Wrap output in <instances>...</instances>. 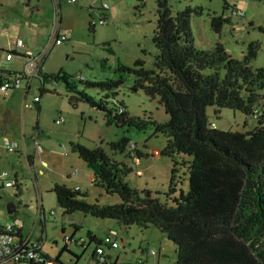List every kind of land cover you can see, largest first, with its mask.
Here are the masks:
<instances>
[{
	"label": "rangeland",
	"instance_id": "374dc122",
	"mask_svg": "<svg viewBox=\"0 0 264 264\" xmlns=\"http://www.w3.org/2000/svg\"><path fill=\"white\" fill-rule=\"evenodd\" d=\"M168 1L173 14L187 7L201 8V14L191 15V31L197 49L210 50L219 43L233 58L242 60L247 45L258 41L261 49L251 66L255 70L264 65V0H226L227 9L223 8V0ZM233 10L242 14H233ZM212 14L230 19L219 33L211 28ZM59 16L57 23L52 0H0V62L5 70L20 71L26 60L20 55L24 49L17 47L14 40L21 39L37 55L47 48L57 30L70 34L67 42L49 47L40 64L41 74L51 77L44 83L46 91L40 92L41 82L37 76L27 89H11L6 93L0 89V225H6L14 215L21 218L24 237L42 238L43 252L50 258L59 255L67 264H95L91 257L95 242L89 241L88 234L94 232L101 237L108 228L117 229L122 238L118 248L104 246L108 263L138 264L141 259L145 264H176L174 243L155 226L122 227L115 219L97 218L79 210L64 214L52 191L56 183H64L70 188L78 186L80 192L86 193L88 202L117 204L121 201L118 194L107 193L94 183L92 171L71 149L70 144L78 142L89 148L99 146L110 157L124 162L132 169L126 177L130 187L160 193L163 200L172 161L165 155L155 154V149L164 148L165 136L154 134L150 123L141 131L107 125L104 114L88 102L78 101L76 106L69 103L68 97L74 92L64 81L97 100L104 91L86 87L84 83L118 78V60L131 67L136 60H141L145 69H155L158 53L153 44L157 18L155 0H77L75 3L60 0ZM101 18L107 23L101 24ZM4 29L6 32H2ZM108 46L112 52L107 50ZM12 50L17 55L7 62L5 54ZM58 73L59 78H52ZM134 79L132 74L124 76L123 84L108 99V106L119 103L132 117L166 122L169 116L157 98L147 96L142 89L133 90ZM35 96L39 98L36 103L33 102ZM216 110L214 106L206 109L208 122L213 123L214 128L247 132L256 126V118L241 111L221 108L215 113ZM59 117L64 121L56 124ZM123 136L140 152L138 165L127 154L128 147L123 153L111 150L109 143ZM5 139L14 150L5 148ZM75 169L78 174L67 177ZM184 171L180 170V175ZM8 180L11 186H6ZM177 188L188 190L186 174ZM10 203L15 206L11 214L7 211ZM41 204L46 216L44 221L39 214ZM51 210L54 214H49ZM38 216L40 221H37ZM64 235L83 239L85 247L66 246ZM65 246L67 250H62ZM151 250L154 254H147Z\"/></svg>",
	"mask_w": 264,
	"mask_h": 264
},
{
	"label": "trees",
	"instance_id": "16d2710c",
	"mask_svg": "<svg viewBox=\"0 0 264 264\" xmlns=\"http://www.w3.org/2000/svg\"><path fill=\"white\" fill-rule=\"evenodd\" d=\"M223 1L227 9L228 3ZM155 3V69H145L141 60L132 67L118 60V78L84 83L104 91L97 100L64 81L74 92L68 97L69 103L76 106L78 101L88 102L104 114L107 125L141 131L150 123L154 134L165 136L166 144L158 154L169 157L172 167L164 198L149 189L130 187L126 177L132 169L101 147L72 142V151L92 171L94 183L107 193L118 194L121 201L88 202L86 193L56 183L52 191L57 204L64 214L79 210L93 217L115 219L122 227L155 226L174 243L176 264H264V65L255 70L251 66L261 43L250 42L242 60L233 58L219 43L210 50L197 49L191 15L201 14V8L187 7L173 14L168 0ZM229 21L223 15L210 16L216 33ZM107 50L112 52L110 46ZM126 74L135 78L133 90L142 89L158 99L169 116L166 122L132 117L119 103L108 106V99L116 94L114 90L123 84ZM60 76L58 73L52 78ZM37 77L40 92L46 91L44 83L51 77L41 72ZM213 106L217 107L215 113L228 108L253 116L256 126L247 132L214 128L206 115V109ZM128 144L129 139L123 136L109 146L123 153ZM181 155L189 158L179 160ZM180 170H185L182 175ZM185 174L188 190H178ZM62 250H67L66 246ZM44 257L48 264H67L59 255ZM91 257L95 260L93 254ZM95 262L111 264L108 259Z\"/></svg>",
	"mask_w": 264,
	"mask_h": 264
},
{
	"label": "built area",
	"instance_id": "2783aa9c",
	"mask_svg": "<svg viewBox=\"0 0 264 264\" xmlns=\"http://www.w3.org/2000/svg\"><path fill=\"white\" fill-rule=\"evenodd\" d=\"M67 2L75 3L77 0H64ZM54 6V17L56 22L60 21L59 16V6L60 0H52ZM233 14L240 15L242 12H238L237 10H233ZM59 20V21H58ZM101 24H106L107 20L105 18L100 19ZM3 32H6L4 30ZM70 39V34L66 32H60L57 30L48 43L47 48L35 55L29 48H27L21 39H16L13 42L16 44L17 47L23 48L24 51L22 52V56L26 58L23 69L20 71H13V72H5L0 70V89L4 93L11 89H27L30 85V82L34 76L39 75L40 72V64L48 50L49 47L55 44H61L63 42H67ZM6 59L10 60L13 58L14 54L11 52H6ZM39 101L37 96L34 97L33 102L36 103ZM64 121L63 117H59L55 123L61 124ZM211 126L214 127L212 123ZM4 146L7 150H14L11 146L10 142L5 139ZM129 149L127 154L132 158L135 165L139 164V156L141 155L136 145L129 144L127 146ZM158 154V151L156 152ZM77 170H73L71 173L67 174V177H74L76 176ZM12 182L7 181L6 186H11ZM75 191H79L80 188L78 186H74L72 188ZM39 214L42 215L41 218L45 219L46 216L44 212H42V204L40 208ZM49 214H54V211L51 210ZM40 216H38V219ZM24 226V222L21 218L17 216H13L12 220H10L6 225L2 226L0 229V264L3 262H14V263H21V262H33L35 264H48V261L44 258V253L41 249V243L37 240H24L20 236V232ZM119 231L117 229H109L100 239L98 243H95L93 257L98 263H104L107 261L108 257L105 255L104 246L108 248H118L119 247ZM64 240L66 246L68 244L78 246V247H85V241L81 238H74L70 235H64ZM147 254H154V251H150ZM138 264H145V262L141 259L137 261Z\"/></svg>",
	"mask_w": 264,
	"mask_h": 264
},
{
	"label": "crops",
	"instance_id": "0c3cea01",
	"mask_svg": "<svg viewBox=\"0 0 264 264\" xmlns=\"http://www.w3.org/2000/svg\"><path fill=\"white\" fill-rule=\"evenodd\" d=\"M31 18H32V17H30V19H31ZM4 30H5V29H4ZM4 30H3V31H4ZM3 31H2V32H3ZM12 51H13V50H12ZM13 52L16 53V54H14V56L17 55V52H16V51H13ZM5 55H6V54H5ZM20 55H22V53H21ZM14 56H13V58H14ZM13 58H12V59H13ZM12 59L7 60V59H6V56H5V60H6L7 62L12 61ZM0 70H1V71H5V72L9 71V70H5V68L2 67V63H1V62H0ZM17 71H19V70H17ZM10 72H12V71H10ZM157 151L159 152L158 149H155V154H156ZM92 180H93V175H92ZM14 216H15V215H14ZM41 219H42V218H41ZM45 219H46V218H45ZM45 219H42V220L44 221ZM42 220H41V221H42ZM9 221H10V220H9ZM37 221H38V220H37ZM39 221H40V219H39ZM0 226H1V225H0ZM23 228H24V226H23ZM23 228H22V230H21V232H20V236H21L25 241L28 240V239H31L30 237H28V238H25V237H24V234H23ZM77 228H78V227H77ZM77 228H76V229H77ZM109 229H115V228H108V230H109ZM108 230H106V232H107ZM106 232H105V233H106ZM89 234H91L92 236L96 237L97 239H100V238L102 237V236H101V237H98L97 234L94 233V232H89ZM89 234H88V235H89ZM88 237H89V236H88ZM121 239H122V238H121ZM31 240H32V239H31ZM36 240H37V241H40V243H41V249H42V244H43V240H42V238H40V239H36ZM89 241L91 242L90 239H89ZM42 252H43V249H42ZM43 253H44V252H43ZM44 254H46V253H44ZM46 255H47V254H46ZM47 256H48V255H47ZM48 257H49V256H48Z\"/></svg>",
	"mask_w": 264,
	"mask_h": 264
},
{
	"label": "water",
	"instance_id": "95a60500",
	"mask_svg": "<svg viewBox=\"0 0 264 264\" xmlns=\"http://www.w3.org/2000/svg\"><path fill=\"white\" fill-rule=\"evenodd\" d=\"M7 211H8V213H13L14 211H15V206H14V204L13 203H10V204H8V206H7Z\"/></svg>",
	"mask_w": 264,
	"mask_h": 264
}]
</instances>
